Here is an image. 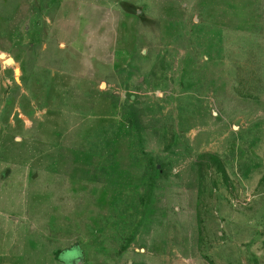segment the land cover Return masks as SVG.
<instances>
[{
	"label": "rangeland",
	"instance_id": "rangeland-1",
	"mask_svg": "<svg viewBox=\"0 0 264 264\" xmlns=\"http://www.w3.org/2000/svg\"><path fill=\"white\" fill-rule=\"evenodd\" d=\"M1 53L0 264H264V0H0Z\"/></svg>",
	"mask_w": 264,
	"mask_h": 264
},
{
	"label": "water",
	"instance_id": "water-1",
	"mask_svg": "<svg viewBox=\"0 0 264 264\" xmlns=\"http://www.w3.org/2000/svg\"><path fill=\"white\" fill-rule=\"evenodd\" d=\"M4 56V54L3 53H1L0 54V57H3ZM0 59H2V58H0ZM4 62L6 63V64H11V63H13V59H11V58H8L7 60H4ZM18 71V72H17ZM16 73H17V75L19 74V70H16Z\"/></svg>",
	"mask_w": 264,
	"mask_h": 264
}]
</instances>
